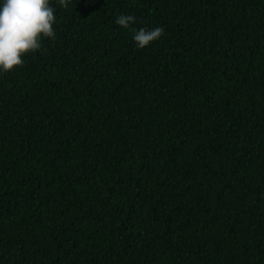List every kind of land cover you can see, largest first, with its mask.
<instances>
[{
	"label": "trees",
	"instance_id": "1",
	"mask_svg": "<svg viewBox=\"0 0 264 264\" xmlns=\"http://www.w3.org/2000/svg\"><path fill=\"white\" fill-rule=\"evenodd\" d=\"M50 4L0 71V264H264V0Z\"/></svg>",
	"mask_w": 264,
	"mask_h": 264
},
{
	"label": "clouds",
	"instance_id": "2",
	"mask_svg": "<svg viewBox=\"0 0 264 264\" xmlns=\"http://www.w3.org/2000/svg\"><path fill=\"white\" fill-rule=\"evenodd\" d=\"M71 0H58L67 8ZM133 15H120L116 24L130 29L139 49H144L163 34L162 27L132 28ZM56 9L50 0H3L0 4V71L7 73L24 66L23 57L42 47L44 38L55 39Z\"/></svg>",
	"mask_w": 264,
	"mask_h": 264
}]
</instances>
